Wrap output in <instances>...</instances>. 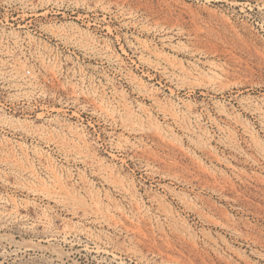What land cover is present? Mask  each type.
I'll return each instance as SVG.
<instances>
[{
    "label": "rangeland",
    "instance_id": "1",
    "mask_svg": "<svg viewBox=\"0 0 264 264\" xmlns=\"http://www.w3.org/2000/svg\"><path fill=\"white\" fill-rule=\"evenodd\" d=\"M0 264H264V0H0Z\"/></svg>",
    "mask_w": 264,
    "mask_h": 264
}]
</instances>
